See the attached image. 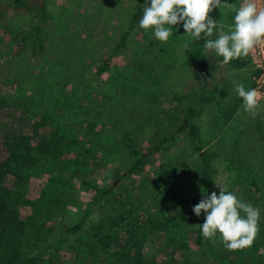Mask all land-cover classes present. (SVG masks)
<instances>
[{
    "label": "rangeland",
    "instance_id": "374dc122",
    "mask_svg": "<svg viewBox=\"0 0 264 264\" xmlns=\"http://www.w3.org/2000/svg\"><path fill=\"white\" fill-rule=\"evenodd\" d=\"M9 1L0 0V110L21 108L45 116L44 132L58 133L63 152L20 192L18 209L28 223L21 240L24 259L32 264H111L110 250L102 251L96 241L95 229L101 225L103 233L111 228L127 246L143 238L145 253L173 264H264V101L260 99L253 117L244 112L234 91L235 83L248 90L258 80L264 82V46L239 58L248 63L241 69L210 57L215 71L205 76L192 62L193 40L182 24L174 26L167 43L139 28L145 1L130 30L139 0H44L50 23L45 49L34 55L32 39L23 37L35 21L27 12L7 8ZM221 2L238 8L242 0ZM212 12L217 24L229 31L235 13L219 8ZM125 32V46L118 48ZM213 36L217 38L216 30ZM106 59L107 70L97 74ZM200 85L210 92H227L201 105L195 124L204 150L216 154L211 159L212 192L219 195L216 184L222 185L260 211L251 247L229 251L219 237L215 245L205 238L200 246L194 243L202 213L198 217L192 209L206 193V174L181 133L140 172L123 178L79 231L52 248L94 198L84 184L109 187L115 173L132 166L122 139L127 135L147 152L156 132L187 108L176 96L193 93ZM232 149L240 159L232 160Z\"/></svg>",
    "mask_w": 264,
    "mask_h": 264
},
{
    "label": "trees",
    "instance_id": "16d2710c",
    "mask_svg": "<svg viewBox=\"0 0 264 264\" xmlns=\"http://www.w3.org/2000/svg\"><path fill=\"white\" fill-rule=\"evenodd\" d=\"M145 0H139L136 12L132 18L131 30L134 23L138 22V16L142 14V7ZM7 8H11L20 12H27L32 15L35 23L30 30L26 32L23 41L32 39V53L39 55L45 49L44 41L48 34V25L50 23V15L44 0L37 3L29 2V0H10ZM2 12H0V17ZM210 16L216 20L214 13ZM129 30V31H130ZM125 32L119 41L118 48L125 46ZM207 39H215L205 37L203 34L199 41L192 43L190 57L192 62L202 71L205 76H210L215 71V66L211 65L210 57L219 61L222 57L215 54L214 51L205 52L204 43ZM235 69H241L248 65L242 59H235L229 63ZM108 68V60H104L97 74H101ZM216 92V94H215ZM225 90L215 88L213 92L207 91L204 85L198 86L193 93L179 95L176 98L179 101H185L187 108L180 117L171 116L169 127L164 130H158L155 135V142L147 152L142 153L136 144L126 135L122 139V144L126 148L128 154L132 158V166L124 173L114 174L115 180L109 187H92L84 184L88 189H92L95 193L94 198L87 204L85 212L81 219L73 226L64 228L65 234L62 236L52 248H56L66 242L69 236L75 234L82 228L91 214L92 209L97 206L101 200L113 193V189L117 187L119 182L134 172H140L152 156L168 149L174 145L180 136L185 134L190 146L198 155L200 162L205 170L206 194L211 195V185L213 182L215 170L212 166L211 159L216 154H209L204 150L198 128L195 124V118L201 105L211 104L220 98L226 97ZM48 126L46 117L40 114L26 113L25 110L19 108H7L0 110V264H32L24 259L21 250V240L25 236L28 223L21 216L19 207L22 206L20 192L28 184L32 176H39L45 163L57 161L62 156L61 137L57 132L45 133L44 129ZM173 128L169 131V128ZM230 150L232 160L240 159L239 155H235ZM231 160V161H232ZM246 163L243 164V167ZM246 171V170H245ZM249 173V169L247 170ZM205 220V213L202 212L198 228L193 232V241L197 246L202 245L204 237L201 233L200 225ZM111 227V224H110ZM96 241L102 251L110 250V256L113 261L111 264H173L174 261L162 260L156 253L147 254L143 251L144 239L136 240L132 246H127L119 239L118 235L103 233L101 225L96 227ZM116 249L112 250L111 247ZM72 264H93L89 261L83 263Z\"/></svg>",
    "mask_w": 264,
    "mask_h": 264
},
{
    "label": "clouds",
    "instance_id": "9594fccd",
    "mask_svg": "<svg viewBox=\"0 0 264 264\" xmlns=\"http://www.w3.org/2000/svg\"><path fill=\"white\" fill-rule=\"evenodd\" d=\"M216 8L235 13L229 31H224L225 25H218L210 16ZM180 24L185 34L194 41H199L202 34L212 37L216 30L217 38L207 39L204 51H214L222 57L221 65L247 57L258 47L264 46V6L260 5V0H242L238 8L221 0H150V5L145 0L139 28L151 30L156 41L167 43L174 26ZM234 91L242 99L244 112L255 117L261 99L257 90H246L242 83H235ZM216 185L219 195L215 191L211 195L205 193L192 209L198 217L205 213V220L200 225L202 236L211 240L213 245L215 238L219 237L229 251L251 247L258 232L259 209L238 199L222 185Z\"/></svg>",
    "mask_w": 264,
    "mask_h": 264
},
{
    "label": "built area",
    "instance_id": "2783aa9c",
    "mask_svg": "<svg viewBox=\"0 0 264 264\" xmlns=\"http://www.w3.org/2000/svg\"><path fill=\"white\" fill-rule=\"evenodd\" d=\"M254 89L257 90V92L260 94V97L264 101V82L258 80Z\"/></svg>",
    "mask_w": 264,
    "mask_h": 264
}]
</instances>
